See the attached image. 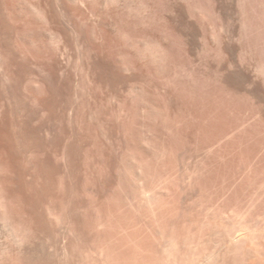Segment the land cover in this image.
I'll return each instance as SVG.
<instances>
[{"label":"rangeland","instance_id":"rangeland-1","mask_svg":"<svg viewBox=\"0 0 264 264\" xmlns=\"http://www.w3.org/2000/svg\"><path fill=\"white\" fill-rule=\"evenodd\" d=\"M0 264H264V0H0Z\"/></svg>","mask_w":264,"mask_h":264}]
</instances>
